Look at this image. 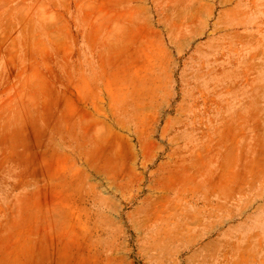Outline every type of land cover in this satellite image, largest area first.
I'll return each instance as SVG.
<instances>
[{"label":"rangeland","instance_id":"1","mask_svg":"<svg viewBox=\"0 0 264 264\" xmlns=\"http://www.w3.org/2000/svg\"><path fill=\"white\" fill-rule=\"evenodd\" d=\"M0 264H264V0H0Z\"/></svg>","mask_w":264,"mask_h":264}]
</instances>
